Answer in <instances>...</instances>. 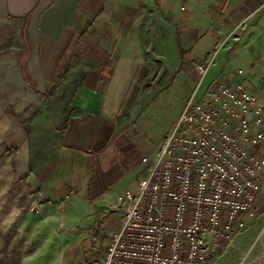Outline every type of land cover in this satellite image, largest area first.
<instances>
[{"label": "crops", "instance_id": "crops-1", "mask_svg": "<svg viewBox=\"0 0 264 264\" xmlns=\"http://www.w3.org/2000/svg\"><path fill=\"white\" fill-rule=\"evenodd\" d=\"M7 2L26 40L23 76L40 102L30 104V115L47 125L42 145L51 149L53 141L60 160L51 169L60 177L27 173L33 201L70 209L66 219L79 227L64 246V264H100L107 249L101 234L119 227L120 197L137 189L142 158L153 150L135 122L147 100L142 79L155 65L160 73L178 59L182 68L186 55L200 64L215 52L203 86L216 77L244 83L264 106V7L257 0ZM244 63L254 71L242 78ZM96 216L97 226L87 227ZM232 244L209 264H224Z\"/></svg>", "mask_w": 264, "mask_h": 264}, {"label": "built area", "instance_id": "built-area-1", "mask_svg": "<svg viewBox=\"0 0 264 264\" xmlns=\"http://www.w3.org/2000/svg\"><path fill=\"white\" fill-rule=\"evenodd\" d=\"M142 158L137 189L120 197L100 264H208L258 215L264 186V106L242 83L203 86ZM237 120V133L230 129Z\"/></svg>", "mask_w": 264, "mask_h": 264}, {"label": "rangeland", "instance_id": "rangeland-1", "mask_svg": "<svg viewBox=\"0 0 264 264\" xmlns=\"http://www.w3.org/2000/svg\"><path fill=\"white\" fill-rule=\"evenodd\" d=\"M256 6L264 7V0H257ZM8 12L7 0H0V264H64V246L70 237H78L72 234H76L79 227L74 217L66 219L70 209L64 210L58 205L39 207L33 201L36 192L31 191L27 173L34 169L42 175L53 176L58 174V169L56 172L51 169L60 165V160L53 141L51 149L42 145L46 143L47 125L38 124L37 118L30 115V104L40 102L23 76L26 40L21 21ZM240 21V18L235 19L232 24L239 25ZM185 57L182 68L179 59L163 67L160 73L155 65L152 73L142 79V94L147 100L137 112L135 122L149 138L150 149L173 126L199 82L200 74L196 69L199 62ZM256 60L260 64V60ZM262 65L264 67V61ZM241 67L245 70L242 78L254 71L245 63ZM258 96H261L260 91ZM238 129V122L234 120L230 130L237 133ZM57 184L63 186L60 188L63 191L67 190L62 180ZM262 192L264 194V186ZM259 205L257 217L234 240L231 248L235 251L224 264H264V197ZM96 219L97 216L87 227L97 226ZM114 228L118 229L116 224ZM101 237L107 247L112 233L101 234Z\"/></svg>", "mask_w": 264, "mask_h": 264}, {"label": "trees", "instance_id": "trees-1", "mask_svg": "<svg viewBox=\"0 0 264 264\" xmlns=\"http://www.w3.org/2000/svg\"><path fill=\"white\" fill-rule=\"evenodd\" d=\"M182 52H183L184 55L187 53V51H185L184 49L182 50ZM194 61L199 62V61H201V60L195 59ZM226 245H227V244H225V245L222 246V249L219 251V253L222 252V250L224 249V247H225ZM219 253H218V254H219ZM208 264H209V263H208Z\"/></svg>", "mask_w": 264, "mask_h": 264}]
</instances>
